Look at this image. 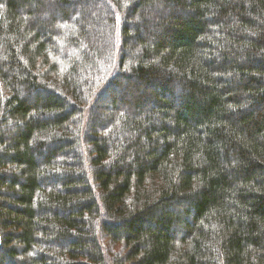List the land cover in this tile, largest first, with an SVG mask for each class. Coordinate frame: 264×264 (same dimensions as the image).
I'll use <instances>...</instances> for the list:
<instances>
[{
	"label": "trees",
	"instance_id": "obj_1",
	"mask_svg": "<svg viewBox=\"0 0 264 264\" xmlns=\"http://www.w3.org/2000/svg\"><path fill=\"white\" fill-rule=\"evenodd\" d=\"M0 264H264V0H0Z\"/></svg>",
	"mask_w": 264,
	"mask_h": 264
},
{
	"label": "rangeland",
	"instance_id": "obj_2",
	"mask_svg": "<svg viewBox=\"0 0 264 264\" xmlns=\"http://www.w3.org/2000/svg\"><path fill=\"white\" fill-rule=\"evenodd\" d=\"M57 6L55 5V4H53V7L52 8H56ZM29 99H31V100H33L32 98H29Z\"/></svg>",
	"mask_w": 264,
	"mask_h": 264
}]
</instances>
